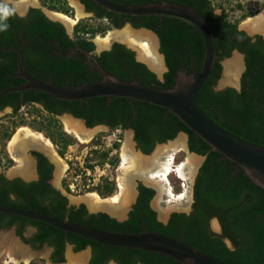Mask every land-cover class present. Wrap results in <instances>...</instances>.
Masks as SVG:
<instances>
[{"label":"trees","instance_id":"16d2710c","mask_svg":"<svg viewBox=\"0 0 264 264\" xmlns=\"http://www.w3.org/2000/svg\"><path fill=\"white\" fill-rule=\"evenodd\" d=\"M116 4L139 6L163 1L178 3L195 9L211 26L216 40L217 60L212 74L198 96L201 109L222 129L250 144L264 148V42H255L238 29V23L231 22L226 11L215 15L216 5L212 0H110ZM58 3L61 0H57ZM87 10L95 14V19L109 20L108 26L89 27L79 23L75 26L71 39L60 22L49 20L39 9H32L28 20L19 18L11 6L12 13L6 20L9 27L0 31V97L9 88L20 87L26 81L18 76L19 54L10 49L23 47L26 72L42 81L60 87H76L100 81L101 75L91 66L77 63L66 58L68 52L79 43L80 47L93 53L102 67L111 75L125 82L137 81L142 85L169 90L175 86L177 73L187 71L198 76L204 61V41L192 26L177 19L160 17H134L110 13L98 6L93 0H81ZM46 3V2H45ZM0 5H3L0 2ZM51 10L71 13L56 2L48 4ZM247 15H245L246 17ZM128 20L135 28H146L158 34L161 39V53L165 56L168 71L163 80L136 58V53L126 45L115 43L111 50L100 55L94 54L95 44L88 38L104 34L110 28L119 29ZM75 40V41H74ZM234 50L245 56L246 69L242 75L240 90L226 88L216 90L221 78L222 62L230 58ZM83 55L77 53L75 58ZM78 64V66H77ZM21 97L24 101L21 102ZM40 104L52 117L71 114L86 122L89 128L98 125L109 126L112 130L135 131V141L144 154H151L157 144L174 140L180 132L189 136L190 150L207 156L195 186V203L190 214L175 213L168 224L158 221L157 213L151 208L155 191L139 185L137 202L129 213L128 219L120 222L106 213L90 214L84 204L69 207L68 199L54 190L46 180L50 171L41 158V180L31 185L21 181L0 190V204L19 210H34L59 220H69L97 229L116 233L139 234L159 232L180 239L183 243L196 248L228 264H264V190L251 182L243 169L214 151L197 137L180 119L166 109L150 103L127 98L99 97L84 101H63L35 90L12 91L0 100V109L13 106L14 115L22 107ZM41 130L60 148L65 155L74 139L62 131L57 120L43 123ZM6 144L13 131L2 130ZM117 148L118 144L115 145ZM109 152L103 154V161ZM115 165L119 160L113 161ZM112 162V163H113ZM12 163V160L9 161ZM0 164L2 160L0 159ZM66 189L70 192L68 186ZM178 190V189H177ZM103 197L114 194L115 184L106 182L98 188ZM16 195V199L11 198ZM218 218L223 225L225 238L233 243L229 248L222 236L210 231V220ZM27 226L37 231L25 242L42 248L44 244L54 248L52 260L62 263L66 244L74 246L76 252L90 247V264H181L180 262L147 251L109 247L84 237L67 234L47 223L24 219L0 213V230L16 227L17 235L23 238ZM33 264V263H31Z\"/></svg>","mask_w":264,"mask_h":264},{"label":"water","instance_id":"95a60500","mask_svg":"<svg viewBox=\"0 0 264 264\" xmlns=\"http://www.w3.org/2000/svg\"><path fill=\"white\" fill-rule=\"evenodd\" d=\"M74 1H76L82 9H84V7L77 0ZM93 1L98 6L110 13L134 17H160L161 19L172 18L180 20L192 26L202 36L205 47L203 66L199 75L195 76L194 74H188L187 71H179L177 73L175 86L172 89L165 90L160 88L148 87L140 84L137 81L125 82L120 80L116 76L109 74L98 62L96 56H94L93 53L84 51V54L90 59L91 64L100 73L102 79L97 82L87 83L72 88L60 87L53 82H45L29 75L25 69L24 55L21 50H17L20 57L18 63V76L23 78L26 81V84L20 87H13L5 90L0 99H2L5 95L12 91L23 92L26 90H35L51 95L59 100L71 102L84 101L99 97H107L127 98L132 102L140 101L150 103L152 105L164 108L169 113L177 116L186 127H188L194 134L197 135L198 138L203 140L214 151L222 155L223 159L229 160L230 162L236 164L239 168L243 169L245 175L251 180V182L264 190V148L250 144L222 129L201 109L198 103V96L203 87L208 82L217 60L216 40L209 23L198 12H196L195 9L178 3L163 1L161 3L129 6L116 4L114 2H111L110 0ZM88 15L92 14L89 13ZM126 26L132 30L135 29L130 24H127ZM67 30L70 34V30L68 28ZM140 31L146 32L151 35L155 40L157 48L159 49V40L154 32L144 28L140 29ZM247 33L252 37L254 36L250 32ZM111 48L112 45L107 48H102L97 45L96 52L98 55H100L102 52L109 51ZM156 52L163 57L164 62V56L159 51ZM232 56L234 58L239 57L241 59L242 68L240 73L242 74L246 69L244 56L238 50H234ZM136 58L139 62L144 63L152 72H154L160 80H163L164 74L168 71L165 62V70L161 73H158L154 71L146 62L141 60L140 57L136 56ZM228 59L229 58L225 59V61L222 62V66H224L225 72L226 64L230 60H232ZM65 115H69V117L80 121L84 125V127L92 129L87 126L84 120L76 118L71 114ZM129 133L131 141L134 142L133 132L131 131ZM178 136H183L185 140L188 137L185 133H180L178 134ZM176 138L166 143H172L176 140ZM161 145L163 144H159L158 146ZM185 148L189 151L188 147L185 146ZM140 154L144 157H149L153 154V152L151 154H144L140 151ZM190 154L199 157L201 163L205 160V157L200 156L196 153ZM131 179H134L135 183L137 179H139L146 186L153 185L151 183L149 184L145 182V180L138 177V175L132 176ZM193 183L194 177H192V179H190L189 181L190 195L192 192ZM56 187L64 196L68 198L70 207L78 208L79 206L84 204L90 214L106 213L110 217L115 218L120 222L128 219V214L137 198L136 191L133 194L131 203L125 207V210L122 212V214H118L111 208L93 209L87 203H82V200H73L71 196L60 186L56 185ZM152 206L155 209V206ZM0 213L47 223L52 227L64 231L66 235L69 233L78 235L105 246L136 249L140 251H147L150 253H157L172 258L180 262L181 264H228L183 243L180 239L172 238L159 232H142L139 234L109 232L77 223H72L67 219L59 220L42 212L34 210H19L3 205H0ZM169 217L170 213L165 216L159 215V219L165 222ZM10 231L13 232L15 239L23 248L29 250L30 253H33L35 255L40 254V251H35L30 245L25 242L27 239H30L33 233L36 231L34 228L28 227L27 232L24 234L23 238L17 235L16 227H12L11 229L7 230H1L0 235ZM66 247H69L70 250H74V246L69 243L66 244ZM42 249H47L49 251L47 260L50 264H55L51 259V253L53 249L49 248L47 244L44 245ZM87 249L88 252H85L83 255H86L85 264H90L92 249L90 247H88ZM31 261L32 259H30L26 263L29 264ZM109 263L116 264L114 261H110Z\"/></svg>","mask_w":264,"mask_h":264},{"label":"rangeland","instance_id":"374dc122","mask_svg":"<svg viewBox=\"0 0 264 264\" xmlns=\"http://www.w3.org/2000/svg\"><path fill=\"white\" fill-rule=\"evenodd\" d=\"M4 1L8 3H12L17 9L18 5H21V3L24 2L25 0H4ZM71 1L74 0H68V1L61 0L60 3H58L57 0H36L35 4L33 3L34 5L33 4L30 5H32L33 7H41L43 11H45V13L55 21H60V20L56 17H52L50 13L63 14L75 20L76 23L73 24L71 27H68V25L64 21L62 20L60 21L63 22V24L70 30V35L72 38H75L74 36L75 26L79 23H83V25L89 27L109 25L108 21L98 20L92 16H89L88 14H85L81 7L80 8L82 9L83 17L77 19V10L75 9ZM212 1L216 5V9L218 12H223L224 9V11H226L228 15L229 20L231 22L238 23L242 30H245L246 32H250L253 35H256L257 32L264 31L262 30V31L253 32V30L250 31L246 27V24L248 22L264 14V0H212ZM54 2H56L60 7H65L66 9L68 8L69 11L71 10V13H66L60 10H53V9L51 10L50 8H48V4H53ZM76 4L79 6L77 2ZM245 15L247 16L245 17ZM126 28L127 26L121 28L120 30H116L115 28H110L104 34H98L94 37L88 36V38L95 43L97 50L98 39L106 38L111 33H115L116 31H123ZM135 32H143V31L138 30ZM144 39H139L138 41L135 42V44H130L129 42L120 39H114L111 41L110 45L114 44L115 42H121L123 44H126L128 47L132 49L134 48V50H136L135 51L136 56L141 57V59L143 60L145 59L144 55H146L144 49L145 46L150 49L153 48L155 49V51H159V49L155 44V41L153 44H151ZM230 59L233 60L234 57L232 56L228 60ZM146 61L147 64H149L148 60ZM229 77L230 76L227 74V70L225 72L223 66L222 75L219 81L217 82L216 90H224L230 87L239 89L241 73L238 72L235 76H232L230 78ZM65 117L71 118L69 117V115L52 117L48 115L40 106H32V105L22 107L20 112L15 115L10 110L5 111L4 113H0V157L2 163L9 162L10 160L13 161V158L18 161L20 160L19 157L13 155V153L10 151V144L14 136L19 134L23 138L27 132L32 134L42 135V137L46 138L53 145L54 151L61 159L62 163L65 165L63 166L64 167L63 171L60 168H56L57 176L54 177L53 183L57 186H60L63 190H65L73 200H82V203L85 202L89 205L88 196L95 195L96 198L104 202H109L112 201V199L115 197L121 198L122 196H124L123 195V191L125 189L124 184H128L131 197L126 201L127 204L123 203L124 204L123 207L129 205L131 203L133 194L136 192V187L140 181L139 179H137L135 183L134 179H131L132 176H135L137 174L134 172V170L131 167L132 166L131 161H125L123 157L124 147L127 138H129L131 141L129 131L123 132L122 130H118V129L112 130L104 127H95L92 129H88L85 127L86 130L88 131L92 130L94 131V133L88 141L86 140L83 142L66 130L63 121V118ZM49 120H54V121L57 120L59 125L61 126L62 131L74 139V143L69 145V147L65 151L64 156L60 154V148H58L55 145V143H53V141L46 135V129L41 130L39 128L43 123H45V125H48ZM6 129L13 132L10 140L6 144H4L1 131ZM179 137L180 136H178L176 140ZM172 143H165L161 146L156 147L153 151V155H155V153L158 151L160 147L164 146L163 148H161L162 150L165 147H169L173 145ZM116 144L119 145L118 148L115 146ZM130 144L132 145V147H134L136 151L134 152L140 154V151L136 149L135 143L131 141ZM105 152H109V157L106 159V161H103L102 157ZM173 154L175 156L174 162L177 168L186 165L190 157L197 158L195 163L197 162L198 163L196 164V166L194 165L195 167L194 166H191V168L187 167V170L190 169V171L193 172V175L195 174L197 167L201 163L199 157H196L188 153L185 147L177 149V151H175ZM117 159L119 160V162L117 165H115L113 161ZM171 162L173 165V161ZM15 165L16 162L13 161L12 166L4 170L5 173L7 174L13 173V171L15 170L13 166ZM5 167H7V165ZM177 168L175 169L173 168L175 172L171 173L167 177L166 181L164 180V182L166 183L164 189L170 190L174 188L176 191L174 194H179L180 196V190L183 189L181 185L182 186L186 185L187 186L186 190L181 191V196L185 198V201H187V199L190 197V194L189 197L187 194L189 187V180H188L189 178L185 179L180 177L176 172ZM107 181L113 182L115 184V192L111 196L103 197L99 194L98 188L101 187L103 184H105ZM66 186L69 187V189L71 190L70 192L66 189ZM155 186L158 187L157 188L158 194L153 201V205L155 206V209L160 216H165L174 211L177 212L187 211V207H181L183 202L179 203L180 205L179 208L174 209L173 208L174 204H171V206H167L166 201L168 199H165L163 195L159 192V184ZM215 221H217V219H213L211 228L215 232L221 233L222 230L220 226L218 228L217 224L215 225ZM25 232H27V230ZM225 241L231 249L234 247L231 240L226 239ZM38 251H40V254L35 255L33 253H30L29 250H27V252L32 255V261L29 264L31 263L50 264L49 261L47 260V255L49 251L47 249H39ZM85 252H88V249H86L85 251L76 252L75 250H70L69 247H66L64 261L61 264H70L68 260V255L78 256V255H83ZM0 264H15L14 262L11 261L10 257L6 253H3L1 251V248H0ZM20 264H28V263L22 262ZM108 264H112V263H108Z\"/></svg>","mask_w":264,"mask_h":264},{"label":"bare ground","instance_id":"6f19581e","mask_svg":"<svg viewBox=\"0 0 264 264\" xmlns=\"http://www.w3.org/2000/svg\"><path fill=\"white\" fill-rule=\"evenodd\" d=\"M35 2H36V0H25L24 2L21 3V5H18L17 9L22 11L24 9V7H26L30 4H33V3L35 4ZM71 3L73 4L75 9L77 10V19L82 18L83 12H82V9L80 8V6H78L75 1H71ZM50 14L52 15V17H56L59 20L64 21L68 25V27H71L73 24L76 23L75 20H73V19H71V18H69L63 14H58V13H50ZM246 27L250 31L253 30V32L264 30V14H262L259 17L251 20L250 22H248L246 24ZM134 31L135 30H132V29L130 30V28L127 27L123 31H116L115 33H111L106 38L98 39L97 43L100 47L107 48V47H109L111 41L114 39H121L123 41L129 42L130 44H135L136 41H138L141 38L144 39V37H145L144 40L148 41L151 44L154 43L155 40L151 36H149L147 34H143L142 32L138 33V32H134ZM144 49H145L146 55H144L145 59H143V61L148 60V63L150 64V65L149 64L148 65L154 71H156L158 73L163 72L165 70L163 57L161 55H159L155 51V49H153V48L150 49V48L145 46ZM140 59H141V57H140ZM146 63H147V61H146ZM241 64L242 63H241L239 57H236L233 60L229 61L226 64L227 74L230 77H232V76H235L238 72L240 73L241 66H242ZM63 121L65 124L66 130L70 134H72L76 138H78L80 141H83V142L86 140L88 141L94 133V131H92V130H89V131L86 130V128L84 127V125L80 121H77V120H74V119L68 118V117L63 118ZM42 141H44V138L42 137V135L32 134V133L27 132L23 138H21V135H19V134L14 136L13 141H12V146L14 149H16V147H18V149L19 148L22 149L25 146H29V145L39 146L42 149H44L47 153H49V155H51L55 158L58 168H60L63 171L64 170L63 166H65V165L62 163L61 159L55 155V152L51 148V143L49 141H47L46 142L47 144L44 145L45 143L43 144ZM130 142H131L130 139L127 138V141H126L125 147H124V153H123L124 154L123 155L124 160L125 161H131V164H132L131 167L134 170V172L137 173L138 175L140 172H142L145 175L146 171H151L152 169L155 168V171L153 173H151L150 176L152 178L155 177L156 179L161 178L160 180H162V181H164V180L166 181L167 177L171 173L175 172L173 169L171 159L169 158L170 156H168L169 149L175 150V149H177V147L182 148L184 146V142L180 138V139L176 140V143H174L173 145H171L169 147H165L162 150L159 148L160 150L158 149V151L155 153V155L150 156L148 158H144L143 156H141V154L134 152V150H133L134 148L132 147ZM166 153H168L167 154L168 159L165 158L166 160L163 161L162 157ZM196 159L197 158H195V157H190L188 159V162L186 165H183V166L177 168V170H176L177 174L182 178H185V179L190 178L191 179V172L192 171H190V169L189 170H185V169H187V167L191 168V166L196 165V163H195ZM23 161L25 164L24 165L25 173L28 174L29 163H27L25 160H23ZM145 179L148 181L152 180V179L146 178V177H145ZM152 181H154V180H152ZM158 182H157V184H158ZM124 186H125V189L123 191L124 196H122L121 198L115 197L112 199V201H109V202H104V201L96 198L95 195L88 196L89 206L93 209H106V208L109 209V208H111L116 213H118V211H119L118 214H122V212L125 210V207H123V205H124L123 203H126V201L131 197L130 192H129V188H128V184H124ZM170 194H172V193H170ZM171 196H173V194ZM169 201H171V199ZM172 202H174V200ZM168 203H170V202H168ZM0 248H1V251L3 253H6L10 257L11 261L14 262L15 264H19L20 262L26 263L30 259H32V255L29 254L27 252V250L19 244V242L15 239V236H14L12 231L1 234V236H0ZM68 260H69L70 264H85L86 255H78V256L68 255Z\"/></svg>","mask_w":264,"mask_h":264},{"label":"flooded vegetation","instance_id":"af4514ba","mask_svg":"<svg viewBox=\"0 0 264 264\" xmlns=\"http://www.w3.org/2000/svg\"><path fill=\"white\" fill-rule=\"evenodd\" d=\"M68 1V0H67ZM83 7H84V9H83V12L85 13V14H92V15H89V16H92V17H95V14L93 13V12H90V11H88L87 10V7L85 6V4H83L82 2H81V0H77ZM0 2L3 4V5H6V6H11L12 7V9L15 11V13H16V15L19 17V18H21V19H26V21L28 20V17H29V13H30V11L32 10V9H39V10H41L44 14H45V16L49 19V20H51V21H54V22H59V21H55V20H53V19H51L46 13H45V11H43V9L41 8V7H33L32 5H29L28 7L26 6V7H24V9L21 11V10H19V9H16V7L12 4V3H8V2H5L4 0H0ZM222 14V12H218L217 11V9H215V15H221ZM99 20H102V21H108V22H110L109 20H107V19H99ZM61 21V20H60ZM61 23V22H60ZM63 23V22H62ZM61 23V24H62ZM127 24H130L133 28H135L128 20H126V22H125V24L123 25V27H125ZM64 27H65V29H66V31H67V28H66V26L64 25V24H62ZM123 27H121V28H123ZM121 28H119V29H116V30H120ZM140 29H143V28H135L134 30H140ZM144 29H146V28H144ZM238 29H239V31H242V32H245L251 39H252V41L253 42H255V41H257L258 39L259 40H261V42H264V34L262 33V32H257V34L256 35H254L253 37L252 36H250L245 30H242L241 28H240V26H239V24H238ZM131 30V29H130ZM149 30V29H148ZM150 31H152V30H150ZM135 32V31H134ZM152 32H154V31H152ZM67 33H68V31H67ZM138 33H141V32H138ZM143 34H145L146 32H142ZM155 34H156V36H157V38H158V40H159V52L161 53V39H160V37L158 36V34L156 33V32H154ZM68 35L70 36V38L71 39H73L72 37H71V35L68 33ZM147 35H149L148 33H147ZM150 36V35H149ZM152 37V36H151ZM153 38V37H152ZM142 39V38H141ZM121 40V39H120ZM75 41V40H74ZM115 41H117V40H115ZM115 43H120V44H123V43H121V42H115ZM114 43V44H115ZM95 44V43H94ZM114 44H112V47H113V45ZM123 45H126V44H123ZM127 46V45H126ZM128 47V46H127ZM129 48V47H128ZM22 49H23V47H20L19 49H10L9 51H16V50H21L22 51ZM112 49V48H111ZM110 49V50H111ZM129 49H131V48H129ZM132 50V49H131ZM84 51H86L84 48H82V47H80V45H79V43H76V45H75V47L74 48H72L69 52H68V54H67V56H66V58H68V59H72V60H76L77 61V63H79L80 61H82V64L83 65H86V66H91L93 69H95V67L91 64V62H90V59L84 54ZM134 51V50H133ZM135 52V51H134ZM23 53V52H22ZM77 53H79V54H81V55H83L82 57H77V58H75L74 56H75V54H77ZM136 53V52H135ZM241 53V52H240ZM94 54H96V55H98L97 54V52H96V46H95V52H94ZM162 54V53H161ZM243 56H244V54L243 53H241ZM163 55V54H162ZM164 56V55H163ZM244 60H245V56H244ZM240 61H241V59H240ZM164 62H165V56H164ZM165 64H166V62H165ZM77 66H78V64H77ZM244 72H245V70H244ZM243 72V73H244ZM243 73L241 74V79H240V86H239V89H237V90H240L241 89V86H242V75H243ZM54 75H52V77H51V81L50 82H53L54 83ZM236 89V88H235ZM217 91H221V90H217ZM1 100V99H0ZM21 102H23L24 101V97H21V100H20ZM36 106H40L46 113H48L44 108H43V106L42 105H40V104H36ZM7 110H10L11 112H13L14 113V108H13V106H6V107H4L3 109H0V113H4L5 111H7ZM62 115H65V114H62ZM61 116V115H60ZM58 117V116H57ZM129 125H130V123H127V126H128V128L127 129H125V130H122L123 132H125V131H129V132H133V141L135 142V146H136V149H138V151H141L140 149H139V147H138V144H137V142L135 141V131L133 130V129H131V128H129ZM96 127H104V128H108V129H111L109 126H106V125H98V126H96ZM180 133H184V132H180ZM179 133V134H180ZM186 134V133H185ZM178 136V135H177ZM188 136V135H187ZM22 138V137H21ZM44 138V137H43ZM182 139L183 140V142H184V146L183 147H188V149H189V151L187 150V152L188 153H194V152H191V150H190V141H189V136L187 137V139L185 140V138L183 137V136H180L178 139ZM12 141H13V139H12ZM12 141H11V144H10V151L13 153V155H15V156H17V157H19L20 158V160L18 161V160H15L14 158H13V161L14 162H16V165L15 166H13V168H15V170L13 171V173H10V174H7V173H5V169L6 168H10V166H12V163H9V162H5V163H2V164H0V190L4 187H6V186H11L12 184H14V183H16V181H21V183L23 184V185H31V184H33V183H37V182H39L40 180H41V172H40V170H41V163H40V161H41V158L40 157H42L43 159H45V160H42V161H44L43 162V164H44V166L46 167V169H48L49 171H50V178H48L47 180H46V182L54 189V190H56V191H58V192H60L61 193V191L56 187V185L53 183V179H54V177L56 176V168H58L56 165H57V162H56V160H55V158L53 157V156H51V155H49V153H47L44 149H42L41 147H39V146H32V145H29V146H25L24 148H19L18 149V147H16V149H14L13 148V146H12ZM48 140L46 139V138H44V141H42V143L44 144V145H46ZM175 143H176V141H175ZM162 144V143H161ZM163 144H165V143H163ZM172 144H174V142L172 143ZM159 144H157V146H158ZM156 146V147H157ZM28 147V148H27ZM164 147V146H163ZM163 147H160V149L161 148H163ZM51 148H52V150L54 151V149H53V145L51 144ZM134 148V147H133ZM179 148H181V147H179ZM178 147H177V149H179ZM177 149H175V150H172V149H169V151H168V153H166V154H164L163 155V157H162V160L163 161H165L166 159H168V156H170L169 158L171 159V161H173V168L175 169V168H177V166H175V162H174V159H175V156H174V152L175 151H177ZM186 149V148H185ZM18 150V151H17ZM134 151H135V149H133ZM55 152V151H54ZM136 152V151H135ZM142 152V151H141ZM167 154H168V156H167ZM55 155L58 157V155L56 154V152H55ZM153 155V154H152ZM142 156V155H141ZM201 156V155H200ZM144 157V156H143ZM203 157H205V160H204V162H202V163H200L199 164V166L197 167V169H196V172H195V174L193 175V172H191V179H192V177H194V183H193V188H192V192H191V195H190V197H189V187H188V191H187V194H188V199H187V201H185V198H182V196H179V194H174L176 191H175V189L174 188H172V189H170V190H166V189H164V187H165V185H166V183L164 182V181H162V180H158V178L156 179L155 177H151L150 175H151V173H153L154 171H155V168L154 169H152L151 171H146V173H145V175L142 173V172H140L139 173V175H138V177H140V178H142L143 180H145V182H147V183H151V184H155V185H157V182H158V184H159V192L163 195V197L165 198V199H168L167 200V203L168 202H170V203H168L167 204V206H171V204L173 203L174 205V209L175 208H179L180 207V205H179V203H182V205H181V207H187V211H183V212H177V211H174V212H171L170 213V217L167 219V221L165 222V221H163V220H160L159 219V214H158V212L153 208V201H154V199H155V197L157 196V194H158V187H156V186H153V185H150V186H146V185H144L142 182H139V184L137 185V187H136V191H137V198H136V201H135V203L137 202V199H138V196H139V185H144V186H146V187H148V188H150V189H153L154 191H155V196H154V198H153V200L151 201V208L157 213V219H158V221L159 222H161V223H163V224H168L169 223V221H170V219H171V217H172V215L173 214H175V213H185V214H190L191 212H192V210H193V205H194V203H195V186H196V183H197V180H198V177H199V175H200V172H201V169H202V167H203V164L205 163V161H206V159H207V156H203ZM144 158H148V157H144ZM166 158V159H165ZM173 158V159H172ZM0 159H1V157H0ZM23 160H25L27 163H29V172H28V174H26L25 173V169H24V161ZM12 161V162H13ZM22 162V163H21ZM198 163V162H197ZM196 163V164H197ZM7 165V167H5ZM13 165H14V163H13ZM196 166V165H195ZM194 166V167H195ZM185 170H187V169H185ZM148 175V176H147ZM145 177L146 178H150V179H152V180H154V181H148V180H146L145 179ZM158 180V181H157ZM189 181H190V178L188 179ZM188 180H186V181H188ZM163 182V183H162ZM129 186H131V185H129ZM181 187L183 188V189H181L180 190V195H181V191H185L186 190V185H181ZM130 192V191H129ZM170 193H172L173 194V196H171L172 194H170ZM61 195H63L62 193H61ZM131 195V194H130ZM170 195V196H169ZM64 196V195H63ZM66 197V196H65ZM170 197V198H169ZM173 199H172V198ZM179 197V198H178ZM11 198L13 199V200H15L16 199V195H12L11 196ZM67 198V197H66ZM178 198V199H177ZM68 199V198H67ZM171 199V201H169ZM182 201H181V200ZM174 200V202H172ZM177 200V201H176ZM69 201V200H68ZM176 202V203H175ZM135 203L132 205V208H133V206L135 205ZM0 205H2V204H0ZM3 206H5V205H3ZM70 207V206H69ZM132 208H131V210H132ZM130 210V211H131ZM168 211V210H167ZM118 213H119V211H118ZM130 213V212H129ZM128 216H129V214H128ZM213 219H217V221H215V225L217 224V226H218V228H219V226H220V228H221V230H222V232L221 233H217V232H215L214 230H212V228H211V226H212V221H213ZM214 225V226H215ZM28 227H32V226H27L26 227V230H27V228ZM209 227H210V231H211V233L213 234V235H215V236H222V237H226L225 235V231H224V228H223V225H222V223L220 222V220L218 219V218H216V217H214V218H212L211 220H210V224H209ZM32 228H34V227H32ZM216 228V227H215ZM35 229V228H34ZM4 230H6V229H4ZM25 230V231H26ZM36 230V229H35ZM1 231V230H0ZM37 231V230H36ZM36 231L33 233V235H32V237L34 236V234L36 233ZM24 233H26V232H24ZM24 237V236H23ZM31 237V238H32ZM226 239H228V238H225V240ZM27 240H29V239H27ZM226 242V241H225ZM28 244V243H27ZM227 244V243H226ZM28 245H30L35 251L37 250H39V249H42V248H37V247H39V244H37V246L36 247H33L31 244H28ZM44 245H46V244H44ZM227 246H228V244H227ZM49 248H51V249H53V251H52V253H51V259H52V254H53V252H54V248H52V247H50V246H48ZM229 247V246H228ZM230 248V247H229ZM53 261V260H52ZM55 263V262H54ZM116 263V262H115ZM56 264V263H55ZM117 264V263H116Z\"/></svg>","mask_w":264,"mask_h":264},{"label":"clouds","instance_id":"9594fccd","mask_svg":"<svg viewBox=\"0 0 264 264\" xmlns=\"http://www.w3.org/2000/svg\"><path fill=\"white\" fill-rule=\"evenodd\" d=\"M12 13L6 5H0V20H6ZM9 27L6 23H0V31L6 30Z\"/></svg>","mask_w":264,"mask_h":264}]
</instances>
